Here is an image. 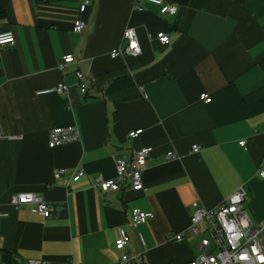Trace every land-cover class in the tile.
Instances as JSON below:
<instances>
[{
	"label": "crops",
	"instance_id": "obj_1",
	"mask_svg": "<svg viewBox=\"0 0 264 264\" xmlns=\"http://www.w3.org/2000/svg\"><path fill=\"white\" fill-rule=\"evenodd\" d=\"M81 2L0 0V32L15 36L0 48V260L113 264L124 226L130 251L149 264H182L206 234L169 237L188 229L197 206L212 209L239 186L251 222L264 223V0H163L176 4L173 15L143 0L141 9L134 0H90L83 12ZM127 27L141 53L111 57ZM66 54L74 61L61 71ZM76 70L86 75L85 93ZM61 82L66 93L37 94ZM73 124L78 141L49 147L51 128ZM143 147L151 151L142 190L127 180L107 193L94 186L115 177L116 156L133 160ZM58 168L67 171L55 180ZM77 168L85 175L72 180ZM24 191L48 204V217L10 204ZM134 207L153 217L131 228Z\"/></svg>",
	"mask_w": 264,
	"mask_h": 264
},
{
	"label": "built area",
	"instance_id": "obj_2",
	"mask_svg": "<svg viewBox=\"0 0 264 264\" xmlns=\"http://www.w3.org/2000/svg\"><path fill=\"white\" fill-rule=\"evenodd\" d=\"M139 1L134 0V8L141 9ZM150 4L159 6V10L164 15H173L177 11L175 3H165L163 0H143ZM90 4V0H82L79 10L85 11ZM86 28V22L78 20L75 23L74 30L83 33ZM158 41L163 44L169 43V36L164 32H158L156 35ZM122 40L124 44L121 47L114 48L109 53L111 57L133 55L137 56L141 53L138 37L134 27H127L123 31ZM15 36L12 31L0 32V48L13 45ZM74 61L72 54H66L58 63V69L64 71L67 65ZM76 86L80 92L85 93L86 75L81 71H75ZM66 93L68 86L61 82L53 88L44 89L37 94L49 92ZM200 99L204 102H210L211 97L207 93H202ZM142 132L141 129L133 130L128 133V137H136ZM5 137L4 130L0 125V140ZM80 139V131L78 127L73 125L56 126L49 130L48 145L55 147L57 145L78 141ZM240 145L244 141L239 142ZM151 148L143 147L135 152L133 160H127L121 157H115L116 175L112 179L97 178L94 186L101 192L107 193L120 189L122 182L126 181L129 186L136 191L142 190V175L146 168V161ZM192 151H199L198 145L192 146ZM167 157H175L173 152L167 153ZM65 168L55 169L53 178L60 179L65 173ZM72 180L79 179L85 175L82 168L74 169L69 172ZM259 176H264V169L258 170ZM247 195L245 186H239L231 194H229L220 204L212 209H205L197 206L192 221L188 229L184 232L170 236V241L180 242L186 239L187 235L195 237L200 233H205L196 243V254L188 262L182 264H264V247L259 239V234L264 231V223L253 224L243 209V203ZM10 204L14 207L24 205H34L36 211L44 218L50 214V208L46 202L41 200L32 192H17L10 198ZM6 213L0 211V216ZM153 217V213L143 211L134 207L130 210L128 225L131 228L141 223H145ZM141 245L144 244L141 235L138 236ZM130 233L124 226L117 228V236L114 241V248L118 252V257L113 264H149L142 252H131L129 249ZM27 264H74L71 260L59 261L46 258L29 259Z\"/></svg>",
	"mask_w": 264,
	"mask_h": 264
},
{
	"label": "rangeland",
	"instance_id": "obj_3",
	"mask_svg": "<svg viewBox=\"0 0 264 264\" xmlns=\"http://www.w3.org/2000/svg\"><path fill=\"white\" fill-rule=\"evenodd\" d=\"M246 198V197H245ZM245 202V201H244ZM244 204V203H243ZM200 238V237H199ZM259 239H260V241H261V244H262V246L264 247V231L263 232H261L260 234H259ZM0 264H4L1 260H0Z\"/></svg>",
	"mask_w": 264,
	"mask_h": 264
}]
</instances>
